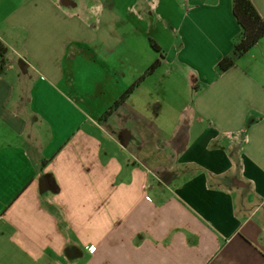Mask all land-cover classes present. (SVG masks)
I'll list each match as a JSON object with an SVG mask.
<instances>
[{"label":"crops","instance_id":"crops-1","mask_svg":"<svg viewBox=\"0 0 264 264\" xmlns=\"http://www.w3.org/2000/svg\"><path fill=\"white\" fill-rule=\"evenodd\" d=\"M232 4L0 0V264H264V37L216 73Z\"/></svg>","mask_w":264,"mask_h":264},{"label":"trees","instance_id":"trees-1","mask_svg":"<svg viewBox=\"0 0 264 264\" xmlns=\"http://www.w3.org/2000/svg\"><path fill=\"white\" fill-rule=\"evenodd\" d=\"M232 9L240 26V32L234 39V45L231 52L217 63L216 73L218 75L223 74L231 68L245 53L264 37V17L261 15L252 0H233ZM150 44L159 54L158 58L130 85L126 92L122 94L107 113H110L115 107L122 104L131 93L162 64L165 59L164 50L153 39H150ZM4 50V47L0 44V53H3Z\"/></svg>","mask_w":264,"mask_h":264},{"label":"built area","instance_id":"built-area-1","mask_svg":"<svg viewBox=\"0 0 264 264\" xmlns=\"http://www.w3.org/2000/svg\"><path fill=\"white\" fill-rule=\"evenodd\" d=\"M89 250H90V251H94V250H95V245H90V246H89Z\"/></svg>","mask_w":264,"mask_h":264},{"label":"rangeland","instance_id":"rangeland-1","mask_svg":"<svg viewBox=\"0 0 264 264\" xmlns=\"http://www.w3.org/2000/svg\"><path fill=\"white\" fill-rule=\"evenodd\" d=\"M152 48V47H151ZM152 50H153V48H152Z\"/></svg>","mask_w":264,"mask_h":264},{"label":"clouds","instance_id":"clouds-1","mask_svg":"<svg viewBox=\"0 0 264 264\" xmlns=\"http://www.w3.org/2000/svg\"><path fill=\"white\" fill-rule=\"evenodd\" d=\"M91 70V69H90Z\"/></svg>","mask_w":264,"mask_h":264}]
</instances>
